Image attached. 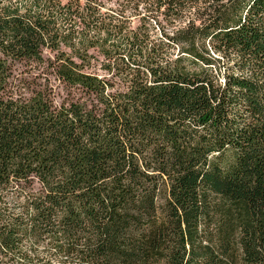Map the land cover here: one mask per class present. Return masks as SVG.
I'll return each mask as SVG.
<instances>
[{
    "label": "trees",
    "instance_id": "16d2710c",
    "mask_svg": "<svg viewBox=\"0 0 264 264\" xmlns=\"http://www.w3.org/2000/svg\"><path fill=\"white\" fill-rule=\"evenodd\" d=\"M0 264H264V0H0Z\"/></svg>",
    "mask_w": 264,
    "mask_h": 264
},
{
    "label": "rangeland",
    "instance_id": "374dc122",
    "mask_svg": "<svg viewBox=\"0 0 264 264\" xmlns=\"http://www.w3.org/2000/svg\"><path fill=\"white\" fill-rule=\"evenodd\" d=\"M140 11L143 12L142 9ZM139 25H140V23L137 19L133 21L134 28L138 27ZM153 26H155L154 23H153ZM43 56L45 59H50V58L54 57V54L49 52V51H44ZM18 68L20 69V71H25V73H27L31 76L41 75L40 73H42L45 70L43 68V66H39L38 64H33V65L29 64L27 67L21 66ZM88 71L91 73H94V74H99L100 76L102 75V72L100 71L98 65H94ZM46 75H48V78L50 79L52 85L54 86L55 94H56V102H57V104H59L61 101L65 100L67 98V91L65 90V88L62 85H60V83L58 81L55 80V77H53L50 72H47Z\"/></svg>",
    "mask_w": 264,
    "mask_h": 264
}]
</instances>
